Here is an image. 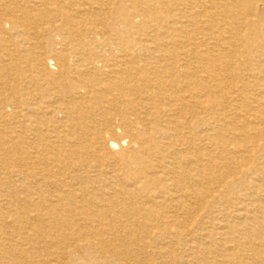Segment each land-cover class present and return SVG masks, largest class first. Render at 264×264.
<instances>
[{"label": "bare ground", "instance_id": "obj_1", "mask_svg": "<svg viewBox=\"0 0 264 264\" xmlns=\"http://www.w3.org/2000/svg\"><path fill=\"white\" fill-rule=\"evenodd\" d=\"M0 264H264V0H0Z\"/></svg>", "mask_w": 264, "mask_h": 264}]
</instances>
